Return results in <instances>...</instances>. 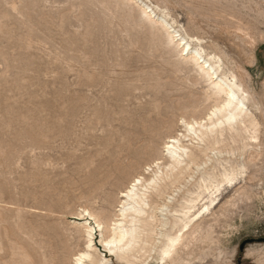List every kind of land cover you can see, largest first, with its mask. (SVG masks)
I'll use <instances>...</instances> for the list:
<instances>
[{"label": "rangeland", "instance_id": "1", "mask_svg": "<svg viewBox=\"0 0 264 264\" xmlns=\"http://www.w3.org/2000/svg\"><path fill=\"white\" fill-rule=\"evenodd\" d=\"M114 1L0 0V219L8 220H0L1 231L14 234L11 227L23 239L51 221L53 237L41 232L38 240L52 242L84 205L95 210L107 205L109 218L116 195L153 160V146L162 147L167 134L176 131L172 126L179 129L181 114L209 105L201 95L204 84L195 82L192 72L166 67L173 54L149 38L148 28L133 30L124 22L136 8L124 4L119 10L123 4ZM231 1L226 3L235 13L255 17L247 6L259 0ZM164 6L181 30L193 37L202 33L189 24L183 5ZM257 17L264 32V18ZM213 39L205 41L228 48L223 39ZM257 57L251 69L256 89L264 80V42ZM261 159L221 189L215 215L203 213L214 245L207 259L194 264H229L233 252L235 264L263 262L264 152ZM225 201L227 206L219 208ZM1 231V239L11 236ZM17 234L11 237L16 242L21 241ZM10 240L0 241L2 262L11 255L8 244L15 241Z\"/></svg>", "mask_w": 264, "mask_h": 264}, {"label": "bare ground", "instance_id": "2", "mask_svg": "<svg viewBox=\"0 0 264 264\" xmlns=\"http://www.w3.org/2000/svg\"><path fill=\"white\" fill-rule=\"evenodd\" d=\"M119 1L123 6L118 8L115 5V9L120 10L129 5L136 8L134 10L138 11L137 16L139 14L136 19L133 16L136 13L131 12L133 14L130 15L127 12L124 22H131L133 30L148 28L149 38L169 51L167 55L173 54V59H168L167 68H186L194 74L195 82L197 80L204 84L201 90L202 100L203 103L208 101L209 107L205 105L208 108H200L201 112L197 110L199 106L191 110L184 108L186 111L181 114L180 121L172 120L179 123V129L177 125L172 126H176V131L168 132L162 147L153 146L155 156H152L150 150L153 160L146 163L147 167L143 168V172L133 175L129 184L116 195L117 205L114 203L115 209L111 217L108 218L110 211L107 213V205H100L97 210L84 205L82 211L74 214L77 219L73 224H68L66 230L63 228L62 236L57 241L52 238V242L38 240L41 232L50 235L48 232L53 225L51 221V225L47 222L29 230L28 236L23 239H20L22 236L15 233L13 228L7 227L14 232H10L11 236L8 238L17 234L18 240H21H17L18 242L15 241L16 237L8 239L6 235L9 233L2 227L3 231H0L6 232L7 239L2 240L3 236L0 239L7 242L14 240L15 243L13 241L14 244H8L11 245L12 256L9 255V259L0 261V264L202 262L212 254L210 251L214 245L213 232L203 227V213L214 214L212 210L220 203H216V199L221 189L236 182L238 176L256 166V162L263 157L264 146L260 143V136L264 125V80L260 88L256 89L251 69L258 62L259 46L264 42V32L258 26L257 17L264 18V0H254L256 2L251 1L249 4L245 1L249 13H253L255 17L237 14L238 11L235 13L227 5V0ZM107 2L108 0H104V3ZM114 2L119 5L117 0ZM164 4L183 5L187 10L189 24L206 36L200 33L193 37L187 29L181 30L176 16L175 19L174 14L165 11ZM243 13L245 12L242 11L241 14ZM201 23H205L209 29H205ZM207 37L223 39L228 48L205 41ZM195 101H199V97ZM200 103L201 101L195 105ZM185 104L184 107L189 106ZM181 109L183 112V108ZM168 123L176 124L171 120ZM170 125H165V129L171 128ZM107 202L112 203L109 200ZM114 204L110 206L113 207ZM226 206L227 202L219 208ZM112 207L109 208L112 210ZM0 218L3 219L2 216ZM0 244L2 248L3 243ZM6 245L7 243L4 246ZM43 249H47V253H42ZM235 256L233 252L230 260L228 259L229 264H235Z\"/></svg>", "mask_w": 264, "mask_h": 264}]
</instances>
